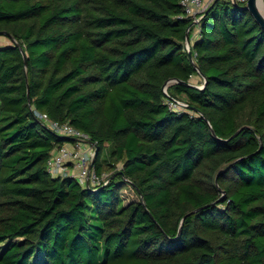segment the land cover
<instances>
[{"label": "trees", "instance_id": "obj_1", "mask_svg": "<svg viewBox=\"0 0 264 264\" xmlns=\"http://www.w3.org/2000/svg\"><path fill=\"white\" fill-rule=\"evenodd\" d=\"M245 3L213 0L188 52L179 0H0V264H264V30ZM36 113L119 169L51 176L71 139Z\"/></svg>", "mask_w": 264, "mask_h": 264}, {"label": "built area", "instance_id": "obj_2", "mask_svg": "<svg viewBox=\"0 0 264 264\" xmlns=\"http://www.w3.org/2000/svg\"><path fill=\"white\" fill-rule=\"evenodd\" d=\"M179 3L183 10L182 16L193 19L195 23L201 20L205 12L204 9L201 10L202 0H179ZM189 49V43L185 42V50ZM164 92L166 93L165 89ZM165 103L170 110L177 113L186 107V103L175 98H167ZM36 116L57 135L71 139L54 149L47 159L45 166L51 176H70L85 188L105 185L108 182V175L97 173L93 166L96 142H92L86 133L67 122L51 120L44 113H36Z\"/></svg>", "mask_w": 264, "mask_h": 264}, {"label": "rangeland", "instance_id": "obj_3", "mask_svg": "<svg viewBox=\"0 0 264 264\" xmlns=\"http://www.w3.org/2000/svg\"><path fill=\"white\" fill-rule=\"evenodd\" d=\"M261 1H262L261 5H263V7H264V0H261ZM212 2H213V0H202L203 5L201 7V10H203V9L206 10V8L210 4H212ZM190 32H191L190 33L191 36H194V34L197 32V30L196 29H192V31H190ZM9 41L10 40H8V39H6L4 37H0V45L7 44V43H9ZM197 80H198L197 77H193L191 79V82L194 84V83L197 82ZM106 151H107V147L104 146L102 148L101 153H100L99 160L102 161L103 164H104L103 167H102V173L105 174V175H109L110 173L113 172V170L119 169V167H120L119 164L120 163H118V162L117 163H111V165L107 164L108 162L106 161ZM112 166H114V167H112ZM120 194H121V197L123 198L124 203H127V202H129L131 200H137V198H138L136 193L130 187H126V188L122 189Z\"/></svg>", "mask_w": 264, "mask_h": 264}, {"label": "water", "instance_id": "obj_4", "mask_svg": "<svg viewBox=\"0 0 264 264\" xmlns=\"http://www.w3.org/2000/svg\"><path fill=\"white\" fill-rule=\"evenodd\" d=\"M235 0H233L234 2ZM244 8L247 9L251 15L253 16V18L255 19V21L260 25V27L264 30V16L260 13L259 9H258V6H257V0H246V3L244 5ZM194 24V22H192L187 30H186V33H185V42L189 43V36H188V29L190 26H192ZM1 34L4 33V32H0ZM9 36V35H8ZM11 40H13V38L11 37ZM18 48L21 50L22 52V48L19 44H17ZM189 52V51H188ZM23 53V52H22ZM26 62V61H25ZM196 71L199 73V75L201 76V78L203 79V83L200 85V86H194L193 84L189 83V82H186L185 84L186 85H189V86H194L198 89H201L205 83H206V78L201 74V72L199 71L198 67H195ZM169 85L168 82H166L163 86V88L166 90L167 86ZM237 133V132H236ZM235 133V134H236ZM97 151H98V147L96 146L95 148V154H94V157L96 156L97 154Z\"/></svg>", "mask_w": 264, "mask_h": 264}, {"label": "bare ground", "instance_id": "obj_5", "mask_svg": "<svg viewBox=\"0 0 264 264\" xmlns=\"http://www.w3.org/2000/svg\"><path fill=\"white\" fill-rule=\"evenodd\" d=\"M261 0H257V6H258V9L260 11V13L264 16V7L263 5H261Z\"/></svg>", "mask_w": 264, "mask_h": 264}, {"label": "crops", "instance_id": "obj_6", "mask_svg": "<svg viewBox=\"0 0 264 264\" xmlns=\"http://www.w3.org/2000/svg\"><path fill=\"white\" fill-rule=\"evenodd\" d=\"M194 37H195V34H194V36H191V39H194ZM197 79H199L198 77H197ZM198 81V80H197Z\"/></svg>", "mask_w": 264, "mask_h": 264}]
</instances>
